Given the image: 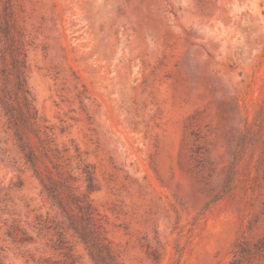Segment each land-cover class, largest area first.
Segmentation results:
<instances>
[{
	"label": "rangeland",
	"instance_id": "obj_1",
	"mask_svg": "<svg viewBox=\"0 0 264 264\" xmlns=\"http://www.w3.org/2000/svg\"><path fill=\"white\" fill-rule=\"evenodd\" d=\"M18 44L123 264H264V0H0V76ZM64 219L0 107V259L68 264Z\"/></svg>",
	"mask_w": 264,
	"mask_h": 264
},
{
	"label": "trees",
	"instance_id": "obj_2",
	"mask_svg": "<svg viewBox=\"0 0 264 264\" xmlns=\"http://www.w3.org/2000/svg\"><path fill=\"white\" fill-rule=\"evenodd\" d=\"M7 33L10 34V32ZM9 54L11 59L8 64L11 66H4L2 76H0L3 83L0 85V107L5 111L10 127L14 130L15 138L20 141L27 161L33 166L35 173L52 199L53 205L57 206L61 215L66 217L62 223H65L66 220L69 221L66 228L57 230V238L51 239L52 246L65 251L68 264H77L74 246L67 237V232L73 229L78 238L86 245L96 264H123L108 241L101 213L90 194L77 192V189L81 187L78 184L79 178L70 169L63 168L62 164L57 161V159L64 158L65 155L62 154V150L55 140L51 139L48 132L49 126H42V117L35 107L34 98L28 85L29 64L25 50L18 44L14 50H9ZM33 131L41 141L40 153L26 141L30 139L29 134ZM64 150L68 151V148ZM43 156L51 159L56 174H53V170L49 167L47 168L48 174L45 176L41 172L39 162ZM82 173L85 175L87 189L95 190V171H91L89 164H86ZM62 192L66 195L63 196ZM49 221V218L45 220V227L51 229L53 224H48ZM0 264H4L1 259Z\"/></svg>",
	"mask_w": 264,
	"mask_h": 264
}]
</instances>
